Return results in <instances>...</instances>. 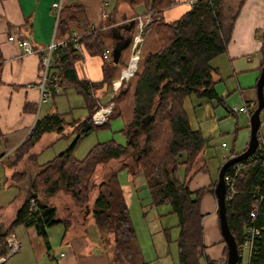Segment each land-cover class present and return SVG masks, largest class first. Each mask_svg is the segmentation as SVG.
<instances>
[{
	"label": "trees",
	"instance_id": "1",
	"mask_svg": "<svg viewBox=\"0 0 264 264\" xmlns=\"http://www.w3.org/2000/svg\"><path fill=\"white\" fill-rule=\"evenodd\" d=\"M126 1L131 6H146V13L152 17L150 23L159 42L155 52L139 60L133 74L132 118L120 128L127 140L124 144L112 138L98 141L82 158L74 155L79 139L106 125L116 111L118 102L124 98L126 89H123L124 92L121 88L117 89L107 100L114 103L107 121L102 125H93L91 115L98 108L94 92L102 85L111 83L117 64L113 61L112 51L105 54L103 31L88 27L82 5L61 4L56 19V37L64 39L66 44L54 50L53 67L61 87L73 86L83 95L87 114L75 122L78 131L64 150L40 164L34 155L27 156V160L36 168L30 183L31 194L35 195H30L16 208L7 225L0 224V255L6 251L5 236L13 233L17 225L33 226L48 247L47 228L65 223V220L56 217L55 207L47 203L44 196L61 190L71 197L75 205H88L90 180L97 166L111 159L122 160V155L131 151V158L122 160L118 167L110 166L102 173L100 184L106 190H99L90 202L95 223L107 227L112 233L109 264H146L140 251L132 245L135 229L117 180V170L120 169H125L131 175H143L151 204L170 205L171 212L177 218L179 264H199L200 258L205 260V264L218 263L204 255L200 198L206 188L190 191L187 180L179 179L177 170L181 164H184L188 173L204 168V165H200L192 170L190 166L197 154L209 146L210 138L203 137L199 129L190 126L185 101L191 95H196L205 100L213 98L222 102L214 92L216 79L210 61L225 51L233 19L242 0L237 1L235 9L227 18L222 15L224 0H192L191 7L171 21H164L157 14L175 0ZM79 20L84 22L86 31L78 37V43L82 49L100 55L102 59V76L97 81L79 79L76 75L74 63L80 58V52L69 36L71 24ZM259 54L262 64L264 39ZM253 101L252 109L256 99ZM225 108L234 115L231 109ZM63 124V119L57 113L37 119L28 135L16 147L14 160L21 158L44 132H60ZM238 152H231L226 159ZM240 162L243 166L235 177L234 192L226 201L227 223L239 250L245 237L244 228L251 221L250 213L253 206L258 204L255 224L260 228L261 238L253 263L264 264V149H257ZM24 177V171L18 170L10 175L15 183ZM31 198L34 201L32 206ZM223 250L226 255L225 245Z\"/></svg>",
	"mask_w": 264,
	"mask_h": 264
},
{
	"label": "crops",
	"instance_id": "2",
	"mask_svg": "<svg viewBox=\"0 0 264 264\" xmlns=\"http://www.w3.org/2000/svg\"><path fill=\"white\" fill-rule=\"evenodd\" d=\"M189 1L175 0L168 7H165L161 13L157 14V17H161L164 21L174 20L191 7ZM54 2H60V5L67 3L81 4L88 27L103 31V46L104 49H109L110 52L115 46H119L124 39L129 38L130 42L131 36L136 29L133 17L146 13L145 5L138 4L131 6L126 0H0V132L2 134L0 137V163H8L9 170H11L10 175L14 170L24 171L25 173V177L15 183L22 187V193L20 195V202H18L19 204H17L14 211L26 198L32 195L30 183L36 168L27 160V156L32 154L35 156L37 163H43L50 159H38L43 151L56 144L59 138H65L67 139L66 142H68L69 136L72 133L76 134L78 131L75 122L81 118L72 117L69 119L64 116V112L61 110L66 105L64 110L73 112L74 108L79 105L70 101L71 90L77 95H81L80 101H82V104L80 107L84 108L83 111L87 112L85 98L73 86L66 88L63 86L56 94L42 101L39 100V91L34 86L39 80L40 54L56 32V17L52 6ZM70 27L71 32H75L78 36L86 31L84 22L81 20L73 22ZM10 35H13L17 39H28L34 51L24 53L19 41L8 39ZM142 38L139 60L144 58L146 54L155 52L159 48L158 38L151 23L144 29ZM263 39L264 0H242L233 19L231 34L225 51L216 55L210 61L214 68L213 77L216 79L213 86L214 92L222 102L220 103L213 98L205 100L203 97H198L199 102H197V106L194 108L196 124H191L189 121L190 126L194 129H199L203 137L210 138L208 142L209 146L197 154L190 166L192 170L200 165H204V168L194 173H191V171L188 173L184 164H181L177 170L179 179L187 180V186L190 191L202 187L206 188V191L200 198L204 255L216 262H221L224 257L226 258V255L224 256L223 250L225 243L222 236H220L217 203L213 193L214 184L223 161L231 152L243 150L248 138L242 133V148L240 149H236L235 144H233L228 150V144L222 141L220 147L223 149L217 152V146H214L215 143H213L212 135L219 133L226 136L234 133L237 136V131L241 133L248 130L249 116L236 108L239 105L247 104L248 101L253 102L254 98L247 93V89L250 88L255 80L257 71L260 70L261 57L259 49L263 43ZM79 52L80 58L74 63L77 77L90 81L100 80L102 76V59L100 55H93L82 48ZM129 55L130 48L128 43L126 47L121 49L115 62L117 68L111 83L115 81L114 85H117V88L114 89L110 83L103 99V102L110 99L119 88L123 92L126 89L124 98L118 102L116 111L109 118L110 121L113 116H120L123 125L128 123L132 118L135 78L132 76L128 80L118 82V76L120 69L128 61ZM55 70V67L52 65L50 73H55ZM94 95L98 104L103 103L97 98L96 92H94ZM225 107L231 109L234 115L230 114ZM200 109H203L205 121H211L212 126L202 127V120L198 118ZM54 113L59 114L60 118L64 121L61 131L52 130L44 132L34 145L21 158L15 161L17 153L15 149L28 135L35 121ZM239 116L241 122L239 121L238 123ZM109 121L105 126H109ZM240 125H242V128ZM69 126L71 127L68 128ZM67 128L70 131H67ZM222 143H225V145H222ZM130 152L122 155V160L131 158L132 152ZM122 160L111 159L105 164H99L104 165L100 174L102 175L110 166L118 167ZM99 165L96 170L99 168ZM128 175V180L132 184V189H134L136 195L139 189H145L144 198L139 197V195L137 196L140 199V204L145 206L150 203V195L143 175L140 173L134 175L128 173ZM95 187L98 189L97 192L100 189H102L101 191L106 190L101 184H96ZM120 188L125 200V197H128V194L132 190L131 186L128 184L124 187L120 186ZM95 195L94 190L91 191L88 205L86 204L81 207L75 205L71 197L61 190L52 195L44 196L45 201L55 207L56 217L65 220V223L60 222L57 224L65 226V232L68 237L72 234L71 239L74 245L75 243L84 245L82 242L77 241L76 238L79 234L84 233L87 222L92 216L90 202H92ZM22 228L21 230L28 237L29 246L32 248L33 253L38 257L40 256L39 259L48 255L51 246L50 242L48 241L49 246L46 247L42 237L36 233L33 226ZM69 228L70 233L68 232ZM105 230L109 229L105 227ZM73 237L75 238V242H73ZM111 239L109 240L111 241ZM23 242L25 243V237L21 234L20 247ZM83 248H85V245ZM59 255L66 256L63 251ZM107 259L109 258L107 257ZM203 261L205 264L204 259ZM68 264L71 263L69 262ZM77 264H79V261ZM107 264H109V260H107Z\"/></svg>",
	"mask_w": 264,
	"mask_h": 264
},
{
	"label": "rangeland",
	"instance_id": "3",
	"mask_svg": "<svg viewBox=\"0 0 264 264\" xmlns=\"http://www.w3.org/2000/svg\"><path fill=\"white\" fill-rule=\"evenodd\" d=\"M237 1L238 0H224L222 13L223 17L227 18V16L231 15L236 7ZM258 74L259 70L255 75V80L252 85L247 89V93L254 98L253 100L256 98L254 86ZM107 88L108 86L102 85L95 91L100 102H103ZM62 97L65 99L64 96ZM81 98V95H77L73 90L70 91V101L79 105L74 108L75 110L73 112H67V110H64L66 107V105H64L61 110L64 112L65 117L69 119L72 117L83 118L87 114V112L83 111L84 108L80 107L82 104V101H80ZM197 102H199V100L196 95H191L185 101L187 117L190 123L194 125L196 124L194 108L197 106ZM253 102L248 101L246 104L250 105L249 110H252L254 105ZM198 118L199 120H202V127L213 125L211 121H205L203 109H200V115H198ZM260 120L261 124L259 126L258 133L264 137V107L260 111ZM239 121L241 122L240 116L238 118V123ZM122 126V118L120 116H113L109 121V126L98 127L79 139L74 150L75 157L79 159L82 158L89 148L98 141H104L112 138L116 142L124 144L127 138L120 131ZM70 127L71 126L68 128ZM240 127L242 128V125H240ZM67 131L70 130L68 129ZM242 133L246 138H248L249 127L248 130H245L244 132L240 133L237 131V136H235L234 133L226 136L220 135L219 133L215 135L213 134L212 139L213 143H215L214 146H217L216 151L218 152L223 149L220 147V143L222 141L228 144V150L233 144H235L236 149L242 148ZM75 135V133H72L68 138V142H66L67 139L65 138H59L58 142L43 151L38 159L45 160L51 158L56 153L66 148ZM7 164L8 163L6 162L0 163V224L3 226L7 225L9 220L12 218L13 211L17 204H19L18 202H20V195L22 193V187L15 184V182L11 180V170H9ZM103 168L104 165H99V168L90 180L91 191L94 190L95 193H97L98 190L95 186L96 184H100L101 176L99 175H101L100 173ZM127 172L128 171L125 169L117 170V180L121 187L129 184L132 189V184L128 180L129 175ZM144 191L145 189H139V192L137 191L136 195L134 189H132L130 194H128V197H125L130 219L135 229V238L132 240V245L140 251V255L146 264H179L176 242V238L178 236L176 215L171 212L170 205L167 203L157 206L148 203L147 205L142 206L140 204V199H138L137 196L139 195V197L144 198ZM22 227L25 226L17 225L14 228L13 233L10 234L15 236L18 243L20 242L21 234H23L25 237V243L23 242L21 247L19 245L18 251L9 256L3 264H68L69 262L71 264H77L78 261L79 264H107V257L109 258L110 256V247L113 243L112 239L111 241L109 240L112 238V233L110 230H105L103 226L97 225L93 216H91L90 220H88L84 233L79 234L76 238L77 241L82 242L85 245V248H83L84 245L81 244H72V234L68 237L63 224H54L52 227H48L46 233L51 246L48 255H45L41 259H39L40 256L38 257L35 253H33L32 248L29 246L30 243L27 235L21 230L23 229ZM68 232L70 233V228L68 229ZM107 241L108 243H106ZM73 242H75L74 237ZM76 245L82 247H77ZM61 251H63L66 256H60L59 253ZM245 256L246 255L243 252V259H245ZM222 262L225 263V260L222 259ZM199 264H204L203 258L199 259Z\"/></svg>",
	"mask_w": 264,
	"mask_h": 264
},
{
	"label": "built area",
	"instance_id": "4",
	"mask_svg": "<svg viewBox=\"0 0 264 264\" xmlns=\"http://www.w3.org/2000/svg\"><path fill=\"white\" fill-rule=\"evenodd\" d=\"M189 2L191 6L193 4V1L190 0ZM52 6L54 9L55 17L57 19V14L60 9V2H54L52 3ZM133 20L136 29L135 32L132 34L129 42L130 55L125 66L120 69L118 82H120L121 80H128L130 77L133 76L139 61L140 45L143 40L142 34L146 26L150 24L152 17L149 13H145L143 15L134 16ZM69 37L74 47L80 50L81 45L77 41L79 36L75 32H71V35ZM8 39L19 41L24 53H30L34 51L31 42L26 38L17 39L13 35H10L8 36ZM65 44L66 41L64 39L57 38L55 32L54 37L47 45L44 46V50L40 54L39 80L34 85L39 91L40 101L49 98L52 95V90H54L55 93H57L61 89L57 75L55 73L53 74L50 73V68L53 65L54 50L56 49L57 46H64ZM104 51L106 55L110 53L109 49H105ZM114 82L115 81H112L111 86H113V88L116 89L117 85H114ZM249 106L250 105L242 104L239 105L236 109L246 113L249 116L250 112L252 111L249 110ZM113 107H114L113 101L99 103L98 108L91 115L92 123L94 125L104 124L107 121L108 116L112 112ZM260 124H261V120H260ZM257 141L258 142H257L256 150L264 149V137L258 132H257ZM222 145H225V143H222ZM242 166L243 164L239 161L228 166L227 167L228 170L226 168L227 171L225 170L224 172L223 179L226 186L225 201L229 200L230 195L234 192V180ZM33 204H34L33 198H31L30 206H32ZM257 209H258V204L256 203L253 206V209L250 213L251 221L244 228L245 237L240 243V249L238 250V258L235 264H254L253 258L254 255L256 254L261 238L260 228L255 224ZM4 241L6 243V251L0 255V264H3L6 261V259L9 256H11L13 253H15L18 249V242L13 234L6 235ZM243 252L246 255L245 259H243L242 257ZM223 259L225 260V257ZM217 264H224V262L221 261L218 262Z\"/></svg>",
	"mask_w": 264,
	"mask_h": 264
},
{
	"label": "water",
	"instance_id": "5",
	"mask_svg": "<svg viewBox=\"0 0 264 264\" xmlns=\"http://www.w3.org/2000/svg\"><path fill=\"white\" fill-rule=\"evenodd\" d=\"M128 43H129V38H126L119 46H115L112 49L114 62L117 61L121 49L126 47ZM263 85H264V59L262 61L259 74L255 83L256 105L252 109L248 117L249 136H248L247 144L243 150L228 157L223 161V163L221 164L218 170L217 179L213 188V193L215 195L216 203H217L219 230L226 246V258L224 264L236 263V260L238 258V247L227 223L226 201H225L226 186L224 183L223 176L228 166H230L233 163L239 162L243 159H246L256 150L257 142H258L257 132L260 126V111L264 107Z\"/></svg>",
	"mask_w": 264,
	"mask_h": 264
},
{
	"label": "bare ground",
	"instance_id": "6",
	"mask_svg": "<svg viewBox=\"0 0 264 264\" xmlns=\"http://www.w3.org/2000/svg\"><path fill=\"white\" fill-rule=\"evenodd\" d=\"M251 156V155H250ZM250 156H248V157H250ZM17 240V239H16ZM18 242V241H17ZM18 249H19V243H18ZM18 249H17V251H18Z\"/></svg>",
	"mask_w": 264,
	"mask_h": 264
}]
</instances>
